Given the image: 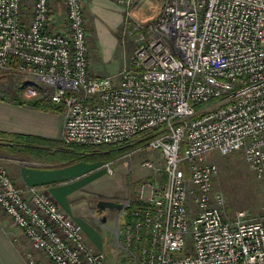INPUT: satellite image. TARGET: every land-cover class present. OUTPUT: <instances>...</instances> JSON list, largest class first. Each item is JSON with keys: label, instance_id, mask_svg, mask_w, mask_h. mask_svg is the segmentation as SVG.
<instances>
[{"label": "built area", "instance_id": "2783aa9c", "mask_svg": "<svg viewBox=\"0 0 264 264\" xmlns=\"http://www.w3.org/2000/svg\"><path fill=\"white\" fill-rule=\"evenodd\" d=\"M52 1L27 12L26 0H0V69L24 75L28 97L64 105L65 145L98 149L142 135L122 157L160 151L164 178L139 187L141 203H128L116 231L132 264H264V216L227 218L213 189L217 166L206 160L243 150L264 180V0H160L157 16L135 27L130 65L104 77L91 71L83 0H63L61 32L50 28ZM120 158L100 167L113 174ZM0 207L52 264H106L46 186H18L1 164Z\"/></svg>", "mask_w": 264, "mask_h": 264}, {"label": "rangeland", "instance_id": "374dc122", "mask_svg": "<svg viewBox=\"0 0 264 264\" xmlns=\"http://www.w3.org/2000/svg\"><path fill=\"white\" fill-rule=\"evenodd\" d=\"M30 1L33 2L34 0H27L29 4H31ZM97 2L99 0H83L91 71L93 75H100V73L115 74L124 65H130L138 46L136 25H141L146 19L155 18L159 12L161 2L160 0H132L127 5L120 4L123 6V21L117 27L107 25L118 40L116 48L109 59L105 58V45L102 42L101 10L99 6L94 5ZM25 82L26 77L19 72L0 69V95L16 96L14 90L18 89L20 92V85ZM22 87L20 94L24 99L34 98L26 95L25 85ZM135 152L132 154L133 156L122 157L115 161L113 174H108L100 167L101 163L106 161L95 162L98 175L93 182L95 185L84 196L87 205L90 200H92V206L94 207L98 200L111 198L109 200L123 203L124 207L121 213L124 212L126 219L128 216L126 206L128 203L131 204V182L136 185L135 191L137 194L141 185L161 182L165 175L163 173L164 160L161 153L159 154L160 151L153 157L149 148ZM149 159L153 161L154 168L143 167L142 163ZM206 160L215 163L217 166L218 171L214 178L213 189L214 192L222 194L224 198L223 211L227 218H233L240 211H244L249 219L264 216V180L256 176L246 161L243 150L226 155L212 152L206 157ZM155 180L158 182L154 183ZM115 213V211H110L109 215ZM96 220L94 222L99 226L94 227L101 235L102 248L91 246L95 249H103L106 252V264H132L128 252L120 245L124 240L123 235L120 234V237H117L118 226H116V220L110 217L105 222H97Z\"/></svg>", "mask_w": 264, "mask_h": 264}, {"label": "crops", "instance_id": "0c3cea01", "mask_svg": "<svg viewBox=\"0 0 264 264\" xmlns=\"http://www.w3.org/2000/svg\"><path fill=\"white\" fill-rule=\"evenodd\" d=\"M32 4L33 2L29 4L26 0L27 12L31 11ZM94 5L99 6L101 10L102 42L105 45V58L109 59L118 40L107 25L117 27L121 24L124 17L123 6L117 0H99ZM52 9L53 18L50 28L61 32L66 23L63 0H53ZM118 73L96 75L100 77L117 76ZM23 84L20 85L21 90ZM14 91H16V96L0 95V131L29 134L47 139H61L64 124L62 114L23 103L22 94L18 89ZM156 151L151 149L152 157L159 152ZM132 154L130 156H133ZM0 164L8 170L18 186H46L59 207L83 226L87 243L96 248H102L101 235L94 227L99 225L94 222L96 217L93 202L89 199L87 205L84 197L95 185L93 182L98 175L96 163L81 161L71 164L64 160H42L32 156L0 152ZM156 182L158 181L155 180L154 183ZM108 217L116 220V226H123L127 220L124 212L108 214ZM31 251H33L34 258L42 264H52L41 250H32L22 228L15 225L12 218L0 207V264H29L28 254Z\"/></svg>", "mask_w": 264, "mask_h": 264}, {"label": "trees", "instance_id": "16d2710c", "mask_svg": "<svg viewBox=\"0 0 264 264\" xmlns=\"http://www.w3.org/2000/svg\"><path fill=\"white\" fill-rule=\"evenodd\" d=\"M17 62L18 60L15 58L12 66L16 67ZM22 102L58 113H62L64 110L63 104L40 96L32 99H24ZM148 139L149 137L137 135L134 139L124 142L120 146L108 144L96 149L89 145L80 144L68 146L61 139H47L29 134H15L0 131V152L32 156L42 160H64L71 164L81 161L95 163L118 159L143 145ZM135 186L131 182V206L141 203L139 195L135 191ZM126 219L129 220V216Z\"/></svg>", "mask_w": 264, "mask_h": 264}, {"label": "water", "instance_id": "95a60500", "mask_svg": "<svg viewBox=\"0 0 264 264\" xmlns=\"http://www.w3.org/2000/svg\"><path fill=\"white\" fill-rule=\"evenodd\" d=\"M123 207V203L109 199H100L94 205V214L98 221L105 222L110 211L120 213Z\"/></svg>", "mask_w": 264, "mask_h": 264}]
</instances>
